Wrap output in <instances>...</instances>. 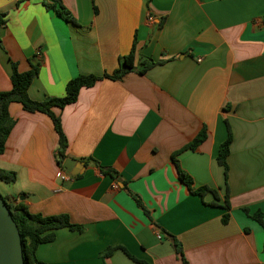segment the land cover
<instances>
[{
  "label": "crops",
  "instance_id": "crops-1",
  "mask_svg": "<svg viewBox=\"0 0 264 264\" xmlns=\"http://www.w3.org/2000/svg\"><path fill=\"white\" fill-rule=\"evenodd\" d=\"M131 51L133 71L103 78ZM31 62L36 102L63 97L78 76L101 78L53 110L74 175L57 164L51 120L9 107L0 169L16 178L0 181L1 196L81 228L56 230L35 252L40 263L264 264V0H0V92L12 64L24 73ZM179 171L217 200L189 192Z\"/></svg>",
  "mask_w": 264,
  "mask_h": 264
},
{
  "label": "trees",
  "instance_id": "trees-1",
  "mask_svg": "<svg viewBox=\"0 0 264 264\" xmlns=\"http://www.w3.org/2000/svg\"><path fill=\"white\" fill-rule=\"evenodd\" d=\"M149 3L151 0H145ZM48 7V6H47ZM55 9L57 15L64 21L74 23L70 15L64 10L63 7L58 8L48 7ZM39 63H30V70L24 73H20L17 70L16 65H11L10 82L11 89L7 92H0V155L5 148L6 140L13 128L14 120L9 114V107L11 104H18L27 113H40L47 116L52 123L53 129L58 138V149L56 152L57 164L62 168L63 162L67 159V141L61 129L60 116L54 113V109L62 110L65 106L74 103L77 99L79 91L82 88L92 87L101 78L92 75L78 76L75 79L70 80L65 86V94L61 98L47 97L41 102L33 101L28 96V89L37 76L39 70ZM155 63L147 61L141 64L140 74L145 73L147 69L154 66ZM133 71V52L123 57L120 60L118 70L112 75H104L103 78L110 80H118L127 73ZM206 138L205 131L202 130L198 135L183 148L185 150H195ZM231 141L230 131L227 130V137L224 143L219 147L217 155V163L224 168V175L227 176L226 157L228 155V147ZM87 162L89 160H86ZM173 161L174 157H173ZM176 162V161H175ZM100 173L103 175H110L114 177L115 172L100 168ZM179 178L187 186L189 192L204 197L205 194L211 193L217 200V194L214 190L207 187H201L196 190H192L190 178L182 171H179ZM16 175L13 172H8L0 169V181L5 184H12L15 181ZM0 198L5 201L6 206L11 214L13 221L15 222L21 241L23 264H42L35 255V252L39 245L52 242L54 240V232L59 229L66 228L70 231H81V228L74 226L70 223L68 216L58 215L51 217H42L40 215L31 214L26 205L23 202H17L16 200H9L6 197L0 195ZM210 206H217L213 201ZM225 209H228V205L225 203ZM225 215L222 219L226 221ZM257 221L260 218L257 217ZM176 243V242H175ZM175 251L181 255L180 248L177 244H174ZM184 263V262H183Z\"/></svg>",
  "mask_w": 264,
  "mask_h": 264
},
{
  "label": "water",
  "instance_id": "water-1",
  "mask_svg": "<svg viewBox=\"0 0 264 264\" xmlns=\"http://www.w3.org/2000/svg\"><path fill=\"white\" fill-rule=\"evenodd\" d=\"M65 170L74 175L73 168L76 162L65 160ZM23 200V197L20 198ZM0 264H23L20 235L15 222L6 206L0 198Z\"/></svg>",
  "mask_w": 264,
  "mask_h": 264
},
{
  "label": "built area",
  "instance_id": "built-area-1",
  "mask_svg": "<svg viewBox=\"0 0 264 264\" xmlns=\"http://www.w3.org/2000/svg\"><path fill=\"white\" fill-rule=\"evenodd\" d=\"M59 179H60L62 182L68 181V180H69V175H68V173H65V172L60 173V174H59ZM156 237H157V239H160V238H161L159 233L156 234Z\"/></svg>",
  "mask_w": 264,
  "mask_h": 264
},
{
  "label": "rangeland",
  "instance_id": "rangeland-1",
  "mask_svg": "<svg viewBox=\"0 0 264 264\" xmlns=\"http://www.w3.org/2000/svg\"><path fill=\"white\" fill-rule=\"evenodd\" d=\"M0 195H3V194L0 192Z\"/></svg>",
  "mask_w": 264,
  "mask_h": 264
}]
</instances>
